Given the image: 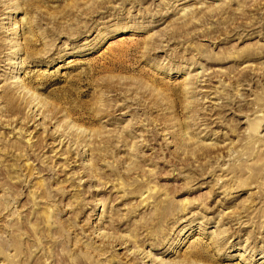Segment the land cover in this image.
<instances>
[{
    "label": "rangeland",
    "instance_id": "rangeland-1",
    "mask_svg": "<svg viewBox=\"0 0 264 264\" xmlns=\"http://www.w3.org/2000/svg\"><path fill=\"white\" fill-rule=\"evenodd\" d=\"M0 264H264V0H0Z\"/></svg>",
    "mask_w": 264,
    "mask_h": 264
}]
</instances>
